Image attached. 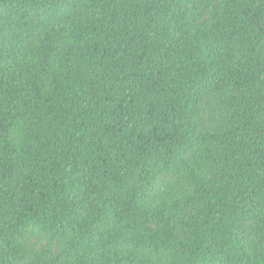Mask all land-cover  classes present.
Returning <instances> with one entry per match:
<instances>
[{"label":"trees","instance_id":"trees-1","mask_svg":"<svg viewBox=\"0 0 264 264\" xmlns=\"http://www.w3.org/2000/svg\"><path fill=\"white\" fill-rule=\"evenodd\" d=\"M187 2L0 0V264H264V0Z\"/></svg>","mask_w":264,"mask_h":264},{"label":"rangeland","instance_id":"rangeland-1","mask_svg":"<svg viewBox=\"0 0 264 264\" xmlns=\"http://www.w3.org/2000/svg\"><path fill=\"white\" fill-rule=\"evenodd\" d=\"M187 8L190 12L194 14L199 20V23H211L212 14L214 9L219 6L220 0H187ZM206 2L211 4V7L206 5ZM221 97H211L205 100L203 103V115L201 119L202 127L205 130H215L218 129L223 121L224 115L220 114L219 111V100ZM174 176H170L169 180L173 181ZM158 188H162V184L158 185ZM28 247L31 248L35 253H38L48 247L51 254L55 255L60 252L62 247L58 242H54L48 245V240L39 238L37 236H30Z\"/></svg>","mask_w":264,"mask_h":264}]
</instances>
